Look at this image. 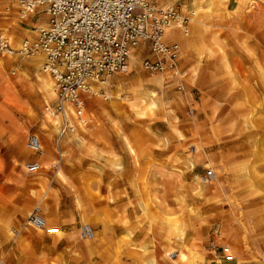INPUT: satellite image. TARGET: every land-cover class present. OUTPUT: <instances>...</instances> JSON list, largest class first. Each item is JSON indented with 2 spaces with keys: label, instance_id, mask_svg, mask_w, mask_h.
<instances>
[{
  "label": "rangeland",
  "instance_id": "374dc122",
  "mask_svg": "<svg viewBox=\"0 0 264 264\" xmlns=\"http://www.w3.org/2000/svg\"><path fill=\"white\" fill-rule=\"evenodd\" d=\"M190 1L172 3L176 4L179 18L187 19L183 27L188 25V14L181 9L183 5L189 7ZM19 18L14 0H0V25H9L10 33L13 29L17 31L12 39L14 43L27 42L30 46L35 42L37 28L25 32L26 22ZM14 19L17 22L12 26ZM263 22L262 4L249 14H239L232 21L206 22L216 33L226 62L233 71L236 87L231 92H228V84L221 80L218 54L207 60L203 56L199 59L198 80L202 84L197 83V78L193 83L187 77L195 60L194 53L183 55L178 51V75L169 72L160 75L142 69V61L153 60L146 49L138 52L139 62L133 64L132 72L127 70L99 80L110 84L111 97L108 100L98 97L103 103V108L98 109L89 102L97 97L93 92L94 96L85 101L87 114L85 110L83 112L87 116L92 113L97 120V125L92 126L88 118L85 119L92 138L88 134L84 138L93 144V154L66 142L64 134L68 131L54 135L42 130L48 113L45 109L52 108L55 99L44 101L36 77L37 73H44L27 65L29 55L14 53L13 60L5 62L0 69V264H140L142 256L134 259L129 254L132 247L125 244V231L132 233L133 251L148 246V256H154V251L161 255L168 244L176 251H185L184 246L191 245L190 232L186 233V245L171 238L168 241L156 230L151 231L142 218L138 207V202L145 197L144 190L138 187L142 166L146 168L148 183L156 181L160 175L168 189L165 194L168 198L165 197L170 209L161 211L160 216L171 215L175 220H186L187 214L193 211L202 215L200 221H196L194 234L195 249L205 264L218 262L219 247H229L235 256L241 251L239 245L250 243L251 233L244 226L248 219L258 221L259 214L264 215V86L256 66L259 64L264 70ZM27 29L31 31L32 28ZM3 38L8 40L7 36ZM6 58L0 56L2 61ZM136 74L145 81L155 78H164L165 81L163 89L146 86L148 90H156L158 95L163 91L165 106L159 104L157 110L140 107L142 117L125 102L126 82ZM98 94L104 95L105 92L100 90ZM167 111L168 116L165 115ZM243 120L244 131L241 129ZM50 133L51 144L47 141ZM30 135L40 140L45 154L43 167L40 166L35 174H29L26 166L41 154L26 147ZM16 137L20 138V153L12 150ZM123 137L138 153L139 167L133 166L127 156ZM192 144L200 147V157L195 159L193 168H189L186 163L195 155ZM112 156L119 159L121 172L111 169L108 160ZM209 162L211 165L205 167ZM241 165L247 166L254 190H246L242 183L231 185L229 171ZM207 168L221 171L219 182L224 190L202 204V201L193 199L192 184L195 176L202 180ZM57 172L65 176L68 185L58 180ZM174 193L183 197L182 205L172 202ZM74 197H78L82 205L81 213L74 208ZM31 212L44 218L47 228L60 230L63 237L56 239L55 234L25 227L27 215ZM81 219L95 232L91 242L96 240V248L91 255L84 251L85 242L78 235L80 226L84 225ZM4 227L13 232L12 238L8 239L2 233ZM263 227L264 223H261L260 228ZM228 233L233 235L230 237ZM246 239L247 243H244ZM162 260L172 264L163 256Z\"/></svg>",
  "mask_w": 264,
  "mask_h": 264
},
{
  "label": "built area",
  "instance_id": "2783aa9c",
  "mask_svg": "<svg viewBox=\"0 0 264 264\" xmlns=\"http://www.w3.org/2000/svg\"><path fill=\"white\" fill-rule=\"evenodd\" d=\"M21 20L27 16L44 17L46 27L37 29L35 42L25 44L21 53L31 55L40 52L45 61L42 73L53 80L56 98L52 114L62 120L61 133L87 127L82 118L86 99L94 96L91 84L114 74L127 71L128 58L138 48L148 50L153 60L142 61V69L150 74L164 72L178 75L176 62L178 47L168 44L163 34L166 28L179 22L176 4L167 0H14ZM179 2V1H178ZM181 25L187 19H181ZM8 42L0 38V56H12ZM72 111L78 123H69L66 115ZM26 147L35 154H42L40 140L30 135ZM31 162L26 166L29 174L40 170ZM215 178L214 171L207 168L204 183ZM25 227L55 234L45 227L37 213L31 212ZM80 239L92 240L94 230L89 225L80 226Z\"/></svg>",
  "mask_w": 264,
  "mask_h": 264
},
{
  "label": "bare ground",
  "instance_id": "6f19581e",
  "mask_svg": "<svg viewBox=\"0 0 264 264\" xmlns=\"http://www.w3.org/2000/svg\"><path fill=\"white\" fill-rule=\"evenodd\" d=\"M174 1H176V0H167V4L168 3L172 4V3H174ZM258 4L264 5V0H191L189 7L186 5L182 6V9H181L182 12L188 14V25L186 27H183V25H181V22H177L176 24L169 26L168 28L165 29L164 34H163V38H164V40H166L169 43L176 44L178 47V51H180L183 55L186 53L188 54L189 52L194 53L195 60L189 69V73H188L189 76H187V77L192 79L191 82L193 81V83H196L195 79L197 78V83L202 84V82L198 80V77H199V75H198L199 59H201V57L203 56L207 60L209 58H213L214 55L218 54L219 60H220V65L218 66V69H220L222 72L221 80H223L225 83L228 84V87H227L228 92L229 91L231 92L232 89H234L236 87L234 74H233V71L231 70V68L229 67L228 63L226 62L224 50H223L222 46L220 45V43L217 41L216 33H214L211 30V27L206 22L218 23V22L223 21V20L232 21L234 18H236L239 14H241L243 12L245 14H249L251 12V10L254 9ZM228 6H229V9H227ZM16 9H17V5H16ZM259 13H260V15L262 14L261 12H259ZM261 18H262V16H261ZM33 19L35 21H33ZM22 21L26 22V25L28 28H30V27L32 28L31 31H29L26 27L25 32H33V28L34 29L35 28L44 29L46 27L44 17H42V16H36V17L27 16ZM180 21H181V19H180ZM16 22H17V20L14 19V22L11 25L14 26ZM18 23H21L20 20H18ZM263 24H264V22H263ZM263 27H264V25H263ZM9 28H10V26L7 24L0 25V38H3V36H7L8 40H6V41L7 42L9 41L8 42L9 46H10L11 50L14 51L13 54L16 52H20V55H21L22 54L21 50H23L25 44H28V43L27 42H25L23 44L14 43L12 39H13V36L16 34L17 31L13 29L12 33H10ZM14 28H16V27H14ZM25 36L28 37L27 35H25ZM140 51H143L142 47L138 48V49H136L130 53L129 58H128V68H127V70H129V73L133 71L132 70L133 64H138V62H139L138 52H140ZM6 57L7 58L4 61L0 60V69H3L5 62L7 63V62L13 60L12 56H6ZM29 57H30L29 61L26 62L27 65L31 66L33 69H36V70L39 69L40 70V67L42 66V64L45 61V57L43 56V54L40 52H34L31 55H29ZM256 66H257V71H258L259 78H260L259 80H261V83L264 86V70L261 67V65L257 64ZM215 68L217 70L216 66H215ZM202 71L204 72V70H202ZM137 75L138 74H136L134 78H132L126 82L128 87H127V95L125 97V102L127 103L128 107L130 109H132L136 114H138L139 116L142 117L143 113L139 110L140 107L146 106L150 110H157L159 104L165 106V103H166L165 102V95H164L162 90H161L162 94L158 95V92L156 90L146 89V86L154 87L156 89H163V84L165 81L163 80L164 78L163 79L155 78L152 80H146L145 81V80H142ZM183 76L185 77L186 74L183 73ZM36 77H37L38 84H39V90L43 94L42 96L44 98V101L46 103L48 102L47 99H49L50 101H53L56 98V95H55V92L53 90L52 78L48 74H45V73L43 75H39L37 73ZM168 78H170V77H168ZM211 79H213V78L211 77ZM168 83H170V82L168 81ZM189 84H191V83H189ZM109 87H110V84L108 82L97 81L95 83H92L91 84V91L94 92L95 96H97V97L93 101L91 99V101H89V102H92V104L98 109L103 108V103L101 101H99L97 98L98 97L100 98V96H102V99H105V100L110 99L111 96H110ZM100 90H103L105 92V94L104 95L98 94V91H100ZM45 94H47L46 97L44 96ZM47 109L48 108L45 109V111L48 113L45 117V120H44V123L42 126L43 127L42 130L50 131L54 135H59L61 133V130H62L61 129L62 128L61 117L58 114H52V112L48 111ZM85 113H86V110H85ZM85 113L83 114L82 118H84V119L88 118V120L90 121V124H92V126L97 125V120L94 118V115L92 113H90L87 116V115H85ZM165 115L168 116L169 112L167 111L165 113ZM85 116H87V117H85ZM66 118H67L69 123H72V124L78 123V120L76 119V117L72 111H70L66 115ZM234 121H236V120H234ZM231 123L232 122H230L229 126H231ZM232 127H233V124H232ZM245 128H246L245 127V121L243 120L241 122V129L244 131ZM226 129H223V130L221 129V131H226ZM205 130H206V128H205ZM51 133L47 134V141L49 144H51V142H52ZM175 133H176V131H175ZM85 134L86 135L88 134L86 127L80 126V127H78V131L71 130V131L66 132L64 134L65 135V141L71 143L72 145H74L78 149H81L85 152H88L89 154H93L94 153L93 144L86 141V139L84 138ZM179 134L181 135V133H179ZM179 134H178V136H179ZM88 136H90V138H92L91 135L88 134ZM193 136H195V135H193ZM19 140H20V138L16 137V142L13 145V149H12L14 153H20V151H21L18 149ZM122 141H123V146H124V149L126 151V154L129 157L131 163L133 164V166L139 167V155H138V153L133 148V146L131 145V143L128 141L127 138L123 137ZM192 145H194V144H192ZM136 146H138V145H136ZM139 148H141V146ZM199 148L200 147H198L197 145H194V149H193L195 152V155L193 157L194 159H189L186 163V165L189 168L190 167L193 168L194 163L197 161V160L195 161V159H198L200 157V154H199L200 149ZM207 149H208V147H207ZM42 151H43V147H42ZM44 158H45V154H43V152H42V154L38 157V160L36 161L38 163V165H40L41 167H43ZM143 161H145V160H143ZM108 163H109L112 170H114L116 172L122 171L121 163L119 162V159L116 158L115 156H112L111 159L108 160ZM175 163H173V165ZM175 165H177V164H175ZM210 165H211V162H209V164H206L205 167L210 166ZM253 166H254V164H253ZM213 169L215 171L216 176L211 182L204 183L199 177H197V176L194 177L193 184H192V186H193L192 187V197L194 200L208 202L210 200L211 196L216 195V194L219 195L220 193L223 192L224 189L221 185V182H219V178H220V176H222V173L217 168H213ZM175 170L179 171V173L181 172L180 169H178V168H175ZM141 172H142V176H141V180H140V185L138 187H141L144 190L145 197L138 202V207L140 209L142 218L148 223L149 227L151 228V231L156 230L157 234L160 237L167 239V240L171 238L177 242H180V243H183L186 245L188 243V239L190 238L189 237L187 239L188 236L186 233L188 231L192 230V222H193V220H196L200 216V214L198 213V211L190 212L187 214L186 220H182V219L175 220L174 217L172 218L171 215H164V216L161 215L160 216L159 213L161 211L165 212V211L170 209V206H169L168 202L166 201L167 196L165 195L166 190H168V189H166V186L164 185V181L162 179V176L159 175V178L156 177L157 178L156 181H153V182L151 181L148 183L146 181V177H145L146 168H144L142 166ZM181 174H182V172H181ZM249 175L250 174H249V171H248V168L246 165H241L237 168H233L231 171H229V174H228L229 178L232 180V184L242 183L246 187L245 188L246 190L251 191V190L255 189V185L253 184L252 178H250ZM56 176H57L58 180L63 185L69 184L68 181L66 180L65 176L62 173L57 172ZM209 183H212V185H208ZM130 185L133 187L135 186L134 183H131ZM74 198H75V200H73L74 208L76 210L80 211V213H81L82 205H81L78 197H74ZM226 200L228 202L227 197H226ZM173 201L175 203H177V205H182L184 202V199L180 194L176 193L175 196L173 197L172 202ZM29 214L30 213H28V215ZM42 219L44 221L45 227H47V224H48L47 221L44 218H42ZM97 222H98V220H97ZM81 223L86 225L84 223V220H82V219H81ZM49 229L51 230L53 228H49ZM54 230H55V238L61 239L63 237V233L60 230H56V229H54ZM1 231L3 234H5V236L8 239L12 238L13 232L8 230L6 227H4ZM36 231H43V230L36 229ZM94 238H95V236H94ZM94 238L92 240H94ZM131 238H132V233L130 231H125V234H124L125 244L129 248L132 247L130 249L131 251L129 253L130 256L134 259L142 256L141 264H156L155 260L152 257H149L147 255V252L143 248L139 249V251L138 250L133 251L134 250L133 249L134 244L131 241ZM92 240L83 239V241L85 242L84 251L89 255H91L96 248V244H95L96 240L91 242ZM163 258L168 259L170 261V263H172V264H188L190 261V254L185 252V251H176L172 247L171 244H168V248H167V250H165V252L163 254ZM138 260H137V262H138Z\"/></svg>",
  "mask_w": 264,
  "mask_h": 264
},
{
  "label": "crops",
  "instance_id": "0c3cea01",
  "mask_svg": "<svg viewBox=\"0 0 264 264\" xmlns=\"http://www.w3.org/2000/svg\"><path fill=\"white\" fill-rule=\"evenodd\" d=\"M35 159L32 162H36L38 160V157H34ZM232 184V181H231ZM212 197V196H211ZM210 201V200H209ZM218 201V200H217ZM206 202L202 201V204ZM262 209H264V201L262 205ZM258 217V221L250 220L247 221L246 227L248 232L251 233V242L247 243V239L245 240L244 243H247L246 245L242 246L239 245L241 248V251H238L236 255L234 256L232 252L229 251V247H224L221 248L219 247L218 249H221V251L216 250L218 252V262L213 261V262H206V264H264V227L260 228V224L264 223V215ZM202 218V215L199 216L196 220H193L192 222V230L188 231L189 233V239L191 245L189 246H184L185 251L190 254V262L191 264H205V262L202 261L201 255L197 252L195 249V230H196V221ZM204 222V221H202ZM232 232V231H231ZM230 237L233 235L232 233H228ZM244 238V235H242ZM255 236V237H254ZM246 237V236H245ZM254 237V238H252ZM225 238V237H223ZM245 246V247H243ZM147 254H148V246H144L143 248ZM157 252L154 251L153 255L154 256H149L152 257L155 260L156 264H167L164 260H162L163 254L157 255ZM214 254H216L214 252ZM141 264V263H140Z\"/></svg>",
  "mask_w": 264,
  "mask_h": 264
}]
</instances>
